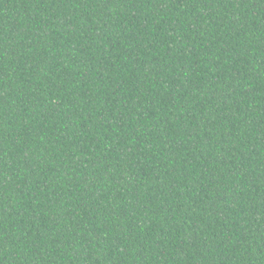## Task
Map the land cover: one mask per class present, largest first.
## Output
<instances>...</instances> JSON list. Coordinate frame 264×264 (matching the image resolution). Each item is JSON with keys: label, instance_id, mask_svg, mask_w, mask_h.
<instances>
[{"label": "trees", "instance_id": "obj_1", "mask_svg": "<svg viewBox=\"0 0 264 264\" xmlns=\"http://www.w3.org/2000/svg\"><path fill=\"white\" fill-rule=\"evenodd\" d=\"M0 264H264V0H0Z\"/></svg>", "mask_w": 264, "mask_h": 264}]
</instances>
